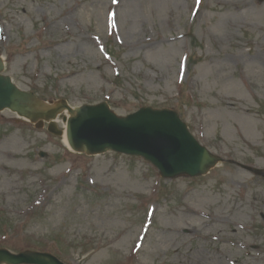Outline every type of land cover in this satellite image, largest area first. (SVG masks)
Here are the masks:
<instances>
[{
	"label": "rangeland",
	"instance_id": "rangeland-1",
	"mask_svg": "<svg viewBox=\"0 0 264 264\" xmlns=\"http://www.w3.org/2000/svg\"><path fill=\"white\" fill-rule=\"evenodd\" d=\"M0 54L21 89L123 116L172 107L214 154L264 169V0H0ZM16 117L0 112V247L264 264L262 177L227 162L165 179L140 157L69 153Z\"/></svg>",
	"mask_w": 264,
	"mask_h": 264
},
{
	"label": "water",
	"instance_id": "water-1",
	"mask_svg": "<svg viewBox=\"0 0 264 264\" xmlns=\"http://www.w3.org/2000/svg\"><path fill=\"white\" fill-rule=\"evenodd\" d=\"M2 70L3 62L0 59V71ZM42 106L45 105L32 93L16 89L7 76H0V110L7 107L31 121H37L54 118L60 109L67 108L72 115L68 119L67 139L77 151L94 153L110 149L127 154H141L164 177L206 173L208 168L221 160L190 137L186 128L180 124L178 115L171 110L147 107L126 118H118L105 103L84 105L76 110L68 108L64 101L56 107H48L47 110L42 109ZM38 122L39 125L43 123L41 120ZM50 125L60 134L52 122ZM247 169L261 173L250 167ZM11 257L10 262L13 263L61 264L47 253L34 251H25Z\"/></svg>",
	"mask_w": 264,
	"mask_h": 264
},
{
	"label": "bare ground",
	"instance_id": "bare-ground-1",
	"mask_svg": "<svg viewBox=\"0 0 264 264\" xmlns=\"http://www.w3.org/2000/svg\"><path fill=\"white\" fill-rule=\"evenodd\" d=\"M63 142H65V144L67 145V142H66V140H65V133H64V135H63Z\"/></svg>",
	"mask_w": 264,
	"mask_h": 264
}]
</instances>
